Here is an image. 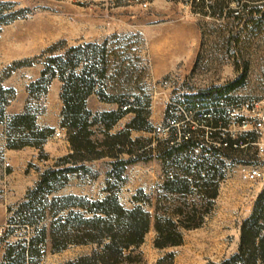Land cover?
Here are the masks:
<instances>
[{"label": "rangeland", "instance_id": "obj_1", "mask_svg": "<svg viewBox=\"0 0 264 264\" xmlns=\"http://www.w3.org/2000/svg\"><path fill=\"white\" fill-rule=\"evenodd\" d=\"M144 1L146 7L142 5ZM209 4L210 0H0L3 264L7 263L5 254L9 247L15 248L13 261L19 246L27 247L36 235L35 229L49 221L45 217L35 226L22 224L17 208L26 201L28 190L40 174L69 152L65 134L50 139V151L6 147V135L11 131L8 121L16 112L29 110L40 119L45 115L51 121L57 119L62 83L55 77L46 91L44 85L36 84L48 57L56 55L65 59L76 55L77 73L88 58L106 69L105 78L98 80L95 90L102 87L106 95L124 98L131 104L130 111L116 122L111 133L126 130L136 117L139 128L130 133L131 138L142 140V149L154 148L171 137L178 139L189 130L207 147H225L222 139L241 141L242 147L218 159L223 162L217 166V195L211 200L210 209L200 208L205 214L201 225L182 229L181 244L165 248L154 246L155 233L151 228L135 251L143 264H156L159 260L161 264H219L237 252L242 223L256 209H264V153H257L255 146L248 144L264 143V126L258 131L252 129V121L258 111H264V105L244 113L249 121L244 127L233 126L226 118L222 122L218 118L206 120L204 114L221 99L226 102L222 108L225 111L235 110L230 105L235 101L264 98V32L251 25L242 30L243 22L224 17L228 8L222 15L213 14L218 6L211 9ZM229 9L239 7L232 3ZM74 48L77 52L72 51ZM22 60L32 62L10 71L14 62ZM242 75V81L232 90H222L221 95L208 93L215 87L225 88ZM201 91L203 97L194 98ZM86 105L92 112L117 108L114 103L100 101L96 93L87 98ZM236 111L238 118H245L240 110ZM170 119H176V124L169 126ZM218 127L226 129L224 136ZM199 153L197 149L192 159L199 161ZM120 157L127 158V154ZM115 161L105 157L87 163L88 171L69 175L65 186L46 197L76 195L100 200L109 187L125 208L134 206L137 199L153 213L159 187L172 170L170 164L157 157L140 160L128 165L121 178H116L109 176ZM250 166L257 167L259 176L245 179L241 170ZM41 248L39 256H26L24 263L11 264H65L92 249L90 245H74L52 252L47 241Z\"/></svg>", "mask_w": 264, "mask_h": 264}, {"label": "trees", "instance_id": "obj_2", "mask_svg": "<svg viewBox=\"0 0 264 264\" xmlns=\"http://www.w3.org/2000/svg\"><path fill=\"white\" fill-rule=\"evenodd\" d=\"M232 3L239 9H229ZM217 6L218 11L213 10V14L222 15L225 8H228L224 17L243 22L242 30L251 25L252 29L264 32V0H210L207 5L211 9ZM72 51L77 52V48ZM75 56L68 59L61 55L48 57L36 82L37 85H44V91L55 77L62 83L60 127L65 130L69 152L40 174L33 188L28 190L26 201L18 205L16 215L20 216L22 224L35 226L45 217L49 221L35 229L36 235L29 240L27 247L19 246L20 250L13 261L11 258L15 248L9 247L5 254L6 264L24 263L26 256L30 259L39 256L45 241L49 243L52 252L74 245L92 247L88 254L78 256L65 264H143L142 257L135 251L151 228L155 233L154 246L165 248L181 244L182 229H193L201 225L205 214L200 208L207 206L210 209L211 200L217 195V166L223 162L218 159L222 154L228 156L236 150L230 139L220 141L227 143L225 147L220 144L218 147H207L190 130L186 131L187 135L184 134L178 139L171 137L163 143H157L154 148L142 149V140L131 138L130 133L131 129L139 128L135 125L136 117L126 126V130L111 133L116 122L130 111L128 108L131 104L124 98L116 99L106 95L102 87L96 91V83L105 78L106 69L99 68L98 61L88 58L85 66L77 73L75 68L78 61H75ZM101 59L103 62V58ZM31 62H14L10 71L30 65ZM242 79L243 75L225 88L215 87L208 90V93L217 92L216 94L221 95L222 90H232ZM33 85L29 86L30 91ZM203 92L194 98L203 97ZM93 93L98 94L100 101L114 103L117 108L92 112L87 107L86 100ZM125 106L127 107L124 109ZM216 112L221 115L223 110ZM2 113L0 111V116ZM35 120L36 113L29 110L13 115L8 121L11 131L6 135V147H40L54 133V129L40 128ZM220 120L224 121L222 117L218 118ZM197 149L200 150L199 161L192 159ZM122 153L127 154V158H121ZM105 157L116 160L111 163L112 169L109 173V176L116 178H121L128 165L140 160L157 157L170 164L172 170L159 187L153 213L145 209L137 199L135 202L138 203L131 208H125L109 187L107 194L100 200H89L76 195L52 199L46 197L65 186L69 175L86 172L87 163ZM161 263L162 260H159L156 264ZM219 264H264V209H256L242 223L237 252Z\"/></svg>", "mask_w": 264, "mask_h": 264}, {"label": "built area", "instance_id": "obj_3", "mask_svg": "<svg viewBox=\"0 0 264 264\" xmlns=\"http://www.w3.org/2000/svg\"><path fill=\"white\" fill-rule=\"evenodd\" d=\"M135 1H138V0H135ZM142 5L144 7H146L147 2L144 1L142 3ZM225 105H226V102L224 101V99L217 101V104L213 107L214 110H213V108H210V111H208V112H206V114H204V116L206 117V120L211 119V118L222 117L223 119L224 118L228 119V121H230V124L233 126L242 125V127H244V126H247L248 122H249L246 118L248 116L245 115L244 113L249 112V111L258 110L260 105H262V106L264 105V98L263 99L235 101L234 103L230 104L233 108L235 107V110L234 109L233 110L227 109V110L223 111V113L221 115H219L216 112V110H222L223 106H225ZM126 107L127 106H125L123 108L125 109ZM236 110H240V115L244 116L245 118H242V119L238 118L236 116V114H237ZM249 117H252V116H249ZM175 124H176V119H170L169 120V124H168L169 126H173ZM263 126H264V111H258L256 114V117L252 121V129L258 131V130H261ZM217 129L222 131L221 134L223 136L226 134L225 133L226 129L221 128V127H218ZM187 134L188 133L186 132L185 135H187ZM62 136H63V134L60 131L54 132V137L59 138ZM185 138H187V136H185ZM222 144L224 146L227 145L226 142H222ZM248 144L254 145L257 153H264V143L259 145L256 142H251ZM248 144H245V145H248ZM242 146L243 145H241V141H237V142L233 141V144H232L233 148H238V147H242ZM241 175L245 179H254L257 176H259V170L257 169V167L250 166L248 168L242 169ZM2 236H3V230H0V239L2 238ZM0 264H3V261L0 260Z\"/></svg>", "mask_w": 264, "mask_h": 264}, {"label": "crops", "instance_id": "obj_4", "mask_svg": "<svg viewBox=\"0 0 264 264\" xmlns=\"http://www.w3.org/2000/svg\"><path fill=\"white\" fill-rule=\"evenodd\" d=\"M49 89V87H48ZM49 91V90H48ZM60 98V96H59ZM61 101V100H60ZM61 110H62V102L60 103V107H59V112H58V116H57V119L56 120H53L51 121V119L48 117V116H42L40 119L38 116H36V120H35V123L38 127H50L52 129H54V131H60L63 135L65 134L64 132V129H62L60 127V115H61ZM17 114L20 113V112H16ZM52 138H56V137H53V134L49 137L46 138V140L42 143V145L40 147H35V146H32V145H25L19 149H15V150H24V149H31V150H34V151H38V150H48L50 151L49 149V144H50V139ZM5 143H6V140H5ZM66 143V146L69 147V144H68V141L66 140L65 141ZM48 147V148H47Z\"/></svg>", "mask_w": 264, "mask_h": 264}]
</instances>
